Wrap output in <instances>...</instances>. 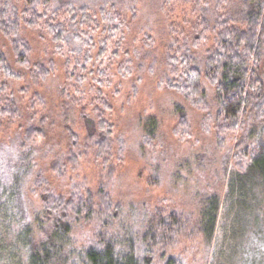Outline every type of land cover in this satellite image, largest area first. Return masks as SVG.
Returning a JSON list of instances; mask_svg holds the SVG:
<instances>
[{
  "label": "trees",
  "instance_id": "1",
  "mask_svg": "<svg viewBox=\"0 0 264 264\" xmlns=\"http://www.w3.org/2000/svg\"><path fill=\"white\" fill-rule=\"evenodd\" d=\"M137 4L0 0V36L12 57L0 50V198L7 224L12 214L19 227L23 264H213L225 236L221 224L230 211L231 181H264V0H160L156 9L169 19L178 9L183 26L169 24L158 87L201 115V131L212 136L218 164L208 170L213 160L195 157L199 181L185 200L190 213L169 199L151 206L147 200L125 204L115 198L126 142L115 135L105 91L118 97L123 82L135 76L130 102L144 72L153 76L159 65L148 36L141 49L125 46L138 20ZM32 34L43 43L42 59L34 58ZM58 73L60 126L50 121L39 93ZM174 116L171 136L187 143L189 117L179 107ZM140 127V148L150 152L151 191L168 182L177 163L154 118ZM14 130L15 139L2 137ZM56 130L64 147L52 139ZM47 142L57 151L49 178L33 172L37 145ZM82 162L98 169L93 188L81 176ZM176 177L173 173L171 181ZM25 196L39 203L33 219ZM196 241L202 255L197 260L182 255L196 251L189 244Z\"/></svg>",
  "mask_w": 264,
  "mask_h": 264
},
{
  "label": "rangeland",
  "instance_id": "2",
  "mask_svg": "<svg viewBox=\"0 0 264 264\" xmlns=\"http://www.w3.org/2000/svg\"><path fill=\"white\" fill-rule=\"evenodd\" d=\"M137 1L138 20L131 31L126 34L125 46L128 50L135 47L141 49L143 38L148 36L154 50L153 55L159 60V65L153 76H149L147 71L144 72L143 80L137 87L138 95L130 102L128 101L130 87L135 76L132 80L123 82L122 91L118 97H113L110 90L105 91L112 101L113 112L110 120L115 126V135L122 136L126 142L124 162L118 170L113 194L115 198L125 204L147 200L152 206L160 200L169 199L175 208L182 210L183 213L185 211L190 213V207L186 205L185 200L188 198L190 190L195 188L196 181H199L197 169H195L197 164L194 159L198 154H201L207 159L213 160V163L207 166V169L211 170L218 164V156L214 152L212 136L201 131V115L191 109L179 96L158 87L160 73L164 69L163 53L169 24L183 26V15L176 9V13L169 19L156 9L160 0ZM28 37L35 52L34 58L42 59L44 56L42 41L33 34ZM0 50L5 52L10 60L12 59L9 48L1 36ZM142 52H144L143 49ZM149 63L150 60L146 61L147 65ZM62 81V75L58 73L39 90L47 102L46 113L56 126L61 125L58 118L59 99L56 90ZM117 83H119L118 79H114V84ZM175 107L184 109L189 117L192 129L189 143L179 142L171 136V130L176 123ZM148 117L157 121L160 137L165 143V150L175 162L174 164L177 163L173 171L169 172L171 175L177 174L176 179L171 181L170 175L168 182L151 191H148L147 187L151 173L146 166L150 152L148 150L144 152L140 148L142 136L140 125ZM76 132L80 136L83 134L80 128ZM17 136L18 134L14 130L2 137L13 140ZM52 139L56 145L64 147V141L59 138L57 130ZM37 146L39 151L35 153L33 172L36 174L41 171L46 178H49L48 167L53 154L57 151L52 150L50 142H47L46 146L42 143H38ZM80 173L81 176L87 178L89 186L93 188L98 173L97 167L91 162H82ZM226 196L230 211L225 225L221 224L224 227L225 236L218 243L213 264H264V181L253 177L238 182L231 181ZM25 197L27 211L31 216L30 219H33V211L37 210L39 203L30 196ZM5 215L4 204L0 198V244H2L0 245V264H23V252L20 250V244L17 243L19 227L15 224L12 214H8V219L11 222L7 224ZM220 235L223 237L222 234ZM189 244L195 246L197 250L193 252L181 251L182 255L189 258L192 256L197 260L203 250L198 247V241Z\"/></svg>",
  "mask_w": 264,
  "mask_h": 264
}]
</instances>
